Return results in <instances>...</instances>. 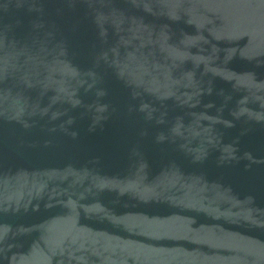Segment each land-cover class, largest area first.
<instances>
[{
    "label": "water",
    "instance_id": "95a60500",
    "mask_svg": "<svg viewBox=\"0 0 264 264\" xmlns=\"http://www.w3.org/2000/svg\"><path fill=\"white\" fill-rule=\"evenodd\" d=\"M0 264H264V0H0Z\"/></svg>",
    "mask_w": 264,
    "mask_h": 264
}]
</instances>
